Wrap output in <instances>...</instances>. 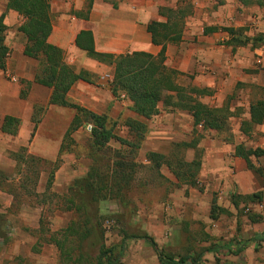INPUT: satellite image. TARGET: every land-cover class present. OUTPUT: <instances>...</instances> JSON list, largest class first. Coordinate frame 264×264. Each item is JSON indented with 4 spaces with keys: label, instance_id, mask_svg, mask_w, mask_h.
<instances>
[{
    "label": "rangeland",
    "instance_id": "374dc122",
    "mask_svg": "<svg viewBox=\"0 0 264 264\" xmlns=\"http://www.w3.org/2000/svg\"><path fill=\"white\" fill-rule=\"evenodd\" d=\"M89 1L86 0L85 7ZM100 1L110 5L118 4L117 11L125 4L133 7L142 3H150L154 9L164 8L163 12L167 8H180L190 14L186 24L193 19L214 18L225 6L233 9L235 18L241 19L244 12L251 15L247 10L249 8L241 7L238 0ZM202 4L204 7H201ZM244 27L246 34H263L264 17L257 22L250 21ZM186 28L189 27L186 25ZM252 60V70L263 72V56H254ZM36 64L37 71L39 62L36 61ZM31 67V63H23L25 72L31 71ZM21 71L19 74L5 73L4 78L11 81L9 76L14 75L18 83L23 82L25 79ZM105 73L112 76V69L105 65L103 71L91 73L92 83L97 86ZM176 81L184 87L193 86L186 76H178ZM28 89L29 86L25 85V90ZM78 92L80 90H74L70 100L97 115H106L108 126L117 139L111 140L107 149L101 151L93 146V131L86 130V125L91 123H84L73 134L74 142L66 141L64 144L66 149L61 154V164L57 170H61L58 183L62 186L57 185L54 176L48 189L53 165L38 162L27 166L17 164L7 149L9 145L15 147V142L8 136L0 137V264H97L102 246L112 251L114 259H119L120 264H160L156 251L148 241L125 239V236L144 235L154 238L161 250L176 257L197 256L201 250L212 246L220 248L217 254L204 255L201 264H217V259L220 264H264V243L258 246L253 243L255 247L247 251L253 237L264 234V200L251 202L245 199L251 195L239 193L241 185L235 181L233 167L227 164L214 165L215 159L211 154L215 143L225 148L227 153L231 144L263 150L264 128L243 135L238 130L241 118L245 117L229 119L227 127L233 134V140L226 142L225 137L230 133L218 135L203 131L201 127L200 130H193V123L187 116H171L180 110H172L160 104L163 111L157 116L159 123L151 120L148 122L149 132L135 153L129 145L118 141L121 139L131 144L137 138L127 126V122L135 118L130 102L119 97L118 107L115 108L103 91L97 94L100 100L90 101L87 98L93 95L91 89L84 92V98H80ZM235 94L242 104L264 97L262 91L244 85ZM222 98L213 94L203 97L202 101L211 106L229 107L230 101ZM39 108L42 107H38L37 117H43L47 128L41 137L50 135V129L54 128V134L58 133L63 143L76 111L50 106L41 110ZM150 152L165 156L177 172L184 169L179 165L180 161L191 163L198 160L200 168H194V185L178 181L165 164L157 169L147 160ZM252 160L255 165L264 167V157ZM119 161L128 162L133 170L131 186L123 189L120 187L122 183L119 184L120 177L112 175L113 164ZM92 166L99 169L103 182L112 187L111 191L108 188V191L101 192L98 200L92 198L94 191L78 194L79 189L74 186L75 181L88 175ZM36 173H39L38 178ZM71 188H74L73 194L79 196L76 198L77 203L86 208L81 214L66 211V199L71 196ZM214 200L218 208L227 212H221L216 219L211 217ZM85 219L87 222L82 230L87 228L89 236L82 243V248L78 249L76 235L70 236L66 243L67 252L74 258L83 254V258L74 263L72 259L62 256L58 247L50 242V237L63 233L72 222L81 223ZM58 237L63 239L61 235ZM244 244L246 247L240 255L232 254L227 249L235 251Z\"/></svg>",
    "mask_w": 264,
    "mask_h": 264
},
{
    "label": "crops",
    "instance_id": "0c3cea01",
    "mask_svg": "<svg viewBox=\"0 0 264 264\" xmlns=\"http://www.w3.org/2000/svg\"><path fill=\"white\" fill-rule=\"evenodd\" d=\"M120 1L125 2L127 0ZM8 2L9 0H0V18L4 16V25L7 27L5 45L9 49L6 72L0 70V137L8 136L15 142V147L13 145L7 146L11 152L10 155L26 148L27 154L42 159L43 163L54 164L59 158L62 142L58 133L54 134V128L50 129V135L45 138L41 137L42 132L47 128L43 117H37V110L38 107H62L50 104L52 89L35 82L38 71V69L36 71L37 60L23 54L26 39L23 34L18 32V28L24 23V19L14 11H7ZM238 2L240 3L239 0ZM50 3L53 17V33L49 39L50 43L63 50L67 64L76 73H89V79L92 76L91 73L97 74L103 71L105 65L112 69L113 77V67L91 58L86 51L77 47L76 39L82 31L92 32L95 50L99 53L119 56L134 52H146L157 56L161 52L162 47L152 43L147 27L152 22H165L166 18L160 15L161 8L156 7L154 9L153 6L151 8L150 5L152 4L150 3H142L133 7L125 4L121 6L119 11L116 10L118 4L110 5L100 0H94L92 6H90L89 1L87 7H85L86 0H50ZM239 5L249 8L247 10L251 12V15L244 12L241 19L235 18L233 9L225 6V9L220 10L214 18L193 19L191 23L185 24L182 41L167 45L165 66L177 71L180 76L188 77L193 86L210 91V96L215 94L219 99L220 97H223V100L228 99L230 105L227 108L211 106L203 102L202 99L201 101L212 109L222 111L230 120L245 117L241 118L238 130V133L243 134L241 128L243 124L250 122L252 105L264 101V97H261L249 101L248 104H242L239 96L235 94L243 85L264 93V71L258 73L252 70L254 64L252 57L262 55L264 61V45L254 47L250 40L259 36L260 33L253 35L251 32H247L246 34L244 26L250 21L257 22L264 17V3L261 6L253 5L251 7H245L241 3ZM201 7H204V4ZM229 24H234V26H229ZM186 25L189 28H186ZM207 27H227L239 30L240 40L244 45H236L230 42L231 36L227 31L218 30L205 35L204 31ZM23 63H31L32 70L28 73L25 72ZM20 69H22L21 76L25 81L18 83L7 81L4 78L5 73L19 74ZM106 74L109 73L101 76L97 86L85 81L77 82L69 93V97L77 89L80 90L78 92L80 98L81 96L84 98V92L91 89L93 95L87 99L89 101L92 99L100 100V96L98 98L97 94L103 91L110 104L113 103L114 107L117 108L119 97L113 95L112 83L104 78ZM90 80L92 81V79ZM25 85L29 86L28 91L25 90ZM124 100L129 101L127 98ZM114 101L116 102L114 103ZM236 101L238 104L233 105ZM159 107L162 113L163 110L161 106ZM161 113L157 116H160ZM133 114L135 115L134 119L147 126L145 135L149 132L150 124L148 122L150 120V122L159 123L157 116L148 120L139 117L134 112ZM176 115L187 116L193 123V130H200L201 127L204 131L202 126H194V119L190 112L181 111L171 116ZM7 116L20 120L16 136L2 132V126ZM153 119L157 120L154 121ZM35 120L38 121V124L34 122ZM160 127L162 126L160 125ZM260 128H264V122L260 125L249 124L248 135L256 130L259 131ZM210 132L216 133L215 130H210ZM33 133L34 136H32ZM236 146L231 144L227 153L225 148L215 143L211 149V154L215 159L214 165L227 164L233 167L235 181L241 185V187L239 186V193L252 195L256 191H262L264 189L263 178L254 170L249 169L247 162L236 155ZM262 149L264 151V147ZM255 166L257 168L263 167L261 165ZM60 173L61 170L57 171L55 178L57 185L59 184L58 186L61 187L62 185L58 183ZM256 236L259 235L256 234ZM253 243L257 245L255 241H252L247 251L250 252L255 247Z\"/></svg>",
    "mask_w": 264,
    "mask_h": 264
},
{
    "label": "trees",
    "instance_id": "16d2710c",
    "mask_svg": "<svg viewBox=\"0 0 264 264\" xmlns=\"http://www.w3.org/2000/svg\"><path fill=\"white\" fill-rule=\"evenodd\" d=\"M239 1L245 7H251L253 5L261 6L264 3V0ZM92 3L93 0H90V6H92ZM163 9L164 8L160 9V15L166 18V21L152 22L147 27V31L152 38V43L162 47L161 52L157 56L146 52H134L119 56L99 53L95 50L94 37L90 31H82L77 36L76 45L81 50L86 51L91 58L113 67V95L115 97H120L124 94L132 104L131 109L139 117L148 120L152 119L161 113L159 106L163 104L164 107L172 110L190 112L194 119V126H202L204 131L215 130L218 135L230 133L228 137H225L224 141L231 142L233 140V134L227 127V120H229V117L223 114L222 111L212 109L201 101L203 97L210 96L211 92L195 86L184 87L179 85L176 78L180 76V74L165 66L167 45L180 43L182 41L186 18L190 14L186 12V10H181L180 8H167L165 9L166 12H163ZM10 10L16 12L24 19V23L18 28V32L23 34L26 39L23 54L39 62L35 82L52 89L50 99L51 105L71 108L76 111V115L61 145L59 158L56 163L52 164L53 166L48 181V189H50L55 173L60 168L61 154L66 149L64 144L66 141H70L71 143L74 142L72 137L73 134H75L84 123H91L93 125V146L101 149V151L107 149L110 141L117 138L112 128L108 126V117L106 115H97L70 100L69 93L77 82L85 81L92 84V81L89 79V73H76L74 69L67 64L63 50L50 43L49 39L53 33V17L50 0H9L7 11ZM218 30L227 31L231 36L230 42L233 44L244 45L240 40L239 30L234 28L207 27L204 33L207 35ZM6 31L7 27L4 25V16H2L0 18V70L3 72H6L9 54V49L5 45ZM250 41H252L254 47L264 45V34H260ZM250 114V125L262 124L264 122V101L252 105ZM34 122L38 124L37 120ZM249 124H243L241 128L242 133L245 135H248ZM19 125L20 120L7 116L2 126V132L11 136H16ZM127 126L132 133L136 135L137 138L135 142L130 144L121 139H118V141L122 144L129 145L132 151L136 153L143 143L147 126L137 119L129 120ZM32 136H34V133ZM236 155L244 159L249 169L254 170L264 180V167L257 168L252 162L253 158L260 159L264 157L263 150L247 149L241 144L236 147ZM12 156L18 164H24L26 166L33 162H38L40 164L44 162L42 159L27 154L26 148L20 149L18 153L12 154ZM116 158L118 157L116 156ZM147 160L155 165L157 169H160L163 164L167 165L178 181H183L190 186L194 185V168H197V170L200 168V162L196 159L191 163L180 161L179 165L184 169L177 172L174 165L167 161L165 156L152 152L148 154ZM113 167L112 175L120 177V179L118 178L119 184L122 183L120 187L123 189L131 186L133 181L132 166L128 162L119 161L114 162ZM36 177H39V173H36ZM74 186L78 187V194H86L89 191H94L95 195L92 196L94 200L99 199L101 192L108 191V188L111 191L112 188L108 187V185L103 182L101 175H99V169L95 166L91 167L90 172L85 178L75 181ZM73 190L74 188L69 190L71 196L66 199L68 205L66 211H75L81 214L86 208L77 203L76 198L79 196L76 194L74 195ZM63 198L66 197L64 196ZM245 199L251 202H262L264 200V189L259 193L246 196ZM235 205L237 206V204ZM221 212L227 213L225 210L218 208L217 202L214 200L211 209V217L216 219ZM84 221L85 222L81 223L80 221H74L67 229L63 230V233L53 234L50 237V242L58 247L62 256L72 259L74 263H78L83 258V254L74 258L71 253L67 252L66 243L70 236L73 237L76 235L78 238V249L82 248V243L87 236H89L87 228L82 230L87 220L85 219ZM60 235L63 239L58 237ZM127 238L144 239L148 241L156 251L160 264H201L204 255L208 253L217 254L220 249L218 246H212L211 248L201 250L197 256L176 257L161 250L155 239L148 235L125 236V239ZM252 241H255L257 246L264 243V234L254 237ZM245 247L246 244L235 251L231 248L227 249L232 254L240 255ZM104 259H106V261ZM97 264H120V262L119 259H114L112 251L105 250V247L102 246ZM217 264H220L218 259Z\"/></svg>",
    "mask_w": 264,
    "mask_h": 264
},
{
    "label": "built area",
    "instance_id": "2783aa9c",
    "mask_svg": "<svg viewBox=\"0 0 264 264\" xmlns=\"http://www.w3.org/2000/svg\"><path fill=\"white\" fill-rule=\"evenodd\" d=\"M8 57H9V54H8ZM10 77V80L12 81V82H18V78L16 77V76H9ZM108 82H110V83H113V77L111 76V75H106L105 77H104ZM122 99H125L126 98V96L124 95V94H122L121 96H120ZM86 130L88 131V132H92L93 131V125L92 124H88V125H86Z\"/></svg>",
    "mask_w": 264,
    "mask_h": 264
}]
</instances>
